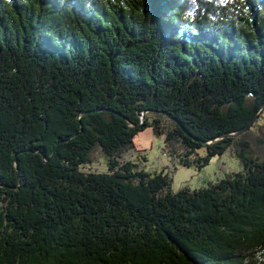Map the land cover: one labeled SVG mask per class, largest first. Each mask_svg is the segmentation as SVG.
<instances>
[{"label":"trees","instance_id":"trees-1","mask_svg":"<svg viewBox=\"0 0 264 264\" xmlns=\"http://www.w3.org/2000/svg\"><path fill=\"white\" fill-rule=\"evenodd\" d=\"M263 115L264 0H0V264H264ZM149 126L243 170L172 192L120 160Z\"/></svg>","mask_w":264,"mask_h":264},{"label":"rangeland","instance_id":"rangeland-1","mask_svg":"<svg viewBox=\"0 0 264 264\" xmlns=\"http://www.w3.org/2000/svg\"><path fill=\"white\" fill-rule=\"evenodd\" d=\"M160 118L163 125L170 126L172 122L165 116L149 114L148 121ZM166 132L157 134L152 126L146 127L134 137V148L122 154L121 162L131 160L137 165V170L150 174L164 172L171 177L170 191L177 192L182 188L190 190L207 186L232 172L243 170V165L236 156L235 146L229 147L224 154L215 156L203 169L195 166L186 167L179 163L178 153L182 152L174 143L171 147L166 142ZM251 141L254 155L264 158V115L255 123L251 131L243 136ZM197 154L205 156L207 149L197 150ZM91 161L81 167L85 172L108 171L107 157L99 144L95 145L90 154Z\"/></svg>","mask_w":264,"mask_h":264},{"label":"water","instance_id":"water-1","mask_svg":"<svg viewBox=\"0 0 264 264\" xmlns=\"http://www.w3.org/2000/svg\"><path fill=\"white\" fill-rule=\"evenodd\" d=\"M151 111H144L143 114H142V122H140L139 124L135 125L139 128H144L146 126V124L143 122V120H145L147 114H150ZM163 114H165V112H163ZM253 124V121L251 122L250 125ZM248 129V127H244L243 129L237 131V132H234V133H230V134H227V135H224V137H238L240 135H242L244 132H246ZM46 160H49L50 157H46L44 156Z\"/></svg>","mask_w":264,"mask_h":264}]
</instances>
